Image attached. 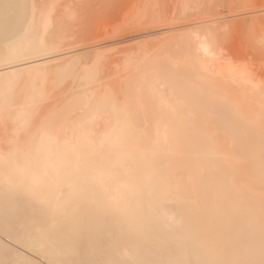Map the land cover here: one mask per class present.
Here are the masks:
<instances>
[{
    "label": "bare ground",
    "instance_id": "1",
    "mask_svg": "<svg viewBox=\"0 0 264 264\" xmlns=\"http://www.w3.org/2000/svg\"><path fill=\"white\" fill-rule=\"evenodd\" d=\"M215 97L240 114L223 111L226 135ZM192 98L205 115L177 103ZM129 105L182 157L150 165L164 194L117 180L75 213L35 202L14 229L32 175L74 179V148L103 142L117 176L142 173ZM83 244L91 264H264V0H0V264H72Z\"/></svg>",
    "mask_w": 264,
    "mask_h": 264
},
{
    "label": "snow or ice",
    "instance_id": "2",
    "mask_svg": "<svg viewBox=\"0 0 264 264\" xmlns=\"http://www.w3.org/2000/svg\"><path fill=\"white\" fill-rule=\"evenodd\" d=\"M45 26L48 24V17H44ZM227 30L220 37L221 41H227ZM46 51L44 47L35 50L34 54L41 55ZM55 68L59 75V67H49L48 65H35L33 72L46 76ZM209 93L201 89L197 92V97L208 96ZM181 109L193 117L205 115L202 110V105L199 100L192 98L189 100H181L177 102ZM212 103L219 110L217 112L206 114L214 122V126L222 134H227L228 124L222 120L221 114L225 110H229L237 116L240 114L235 111L229 102L223 97H215ZM91 107V105H89ZM126 117L129 126L133 130L134 137L140 142L139 152L142 159L146 162V166L141 174L126 173L123 177L117 176L113 171V164L110 156L105 151L103 142L94 145L91 155L87 158H82L78 148L73 149V157L75 160L74 179L58 185L55 188L51 187L48 180V171L43 170L31 176L28 181L27 191L32 196L34 201L42 206L49 207L55 205L63 211L75 213L84 202L85 199L94 202H106L111 198L112 182L119 180L125 194H143L149 196L155 193H161L159 189L162 182L157 178L156 169L151 167V163L160 156H167L171 159L180 160L182 157L178 155L172 145L171 140L165 136L161 137L159 131L153 134L150 132L146 115L143 110L137 105H129L126 110ZM47 121L42 124L41 129H38L36 135L39 136L42 130H45ZM30 132L31 129H28ZM52 136L49 135V140ZM83 167V172L81 168ZM171 195V193H167ZM180 209L177 208L173 215L179 214ZM10 264H26V261L14 259Z\"/></svg>",
    "mask_w": 264,
    "mask_h": 264
},
{
    "label": "rangeland",
    "instance_id": "3",
    "mask_svg": "<svg viewBox=\"0 0 264 264\" xmlns=\"http://www.w3.org/2000/svg\"><path fill=\"white\" fill-rule=\"evenodd\" d=\"M18 200H16L15 202L18 205V208L13 212L14 216H17L16 219H14V223L13 225L16 227H14V229H17L18 226L20 225V222L23 218H25L26 216H28L30 214L31 211L37 209V205L35 203V201L33 199H29L28 197L24 196V195H20L19 197H17ZM11 214V215H13ZM18 221V223H16ZM78 255H76V257H74L71 262L72 264H91L92 260L94 261L97 260L96 256L93 255L91 256L88 252L89 249L86 247L85 244L81 245L79 250H78ZM193 255V254H192ZM191 261H193V257L191 256ZM7 263V262H6ZM8 264V263H7ZM115 264H120V263H115Z\"/></svg>",
    "mask_w": 264,
    "mask_h": 264
}]
</instances>
